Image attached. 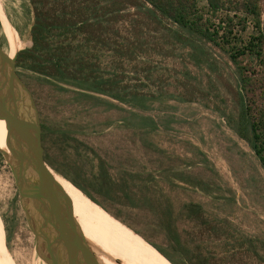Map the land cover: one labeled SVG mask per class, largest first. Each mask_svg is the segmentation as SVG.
Here are the masks:
<instances>
[{
  "label": "trees",
  "instance_id": "1",
  "mask_svg": "<svg viewBox=\"0 0 264 264\" xmlns=\"http://www.w3.org/2000/svg\"><path fill=\"white\" fill-rule=\"evenodd\" d=\"M31 2L32 46L19 51L17 67L75 95L70 110L76 118L41 120L50 167L172 264H264V237L250 235L234 218L193 199L192 193L217 186L207 168L152 140L160 125L143 111L162 97V89L142 85L143 72L152 79L159 51H184L198 68L213 70L217 62L208 47L218 48L233 66L230 92L237 115L230 114L229 122L264 168L263 0ZM185 75L178 84L181 100H194L196 90L209 96L191 85V70ZM100 108L123 115L94 124L99 136L110 135L105 130L120 122L125 144L80 136L78 115Z\"/></svg>",
  "mask_w": 264,
  "mask_h": 264
},
{
  "label": "rangeland",
  "instance_id": "2",
  "mask_svg": "<svg viewBox=\"0 0 264 264\" xmlns=\"http://www.w3.org/2000/svg\"><path fill=\"white\" fill-rule=\"evenodd\" d=\"M0 8L6 21L9 19L8 26L11 22L19 35L20 50L32 46L31 25L35 14L31 0H0ZM0 44L8 51L10 44L2 22ZM208 48L211 57L217 62V68L213 70L207 65L198 68L184 51L176 50L175 55H171L162 50L165 54L159 51L154 57L152 79H148L143 72V88L149 85L152 89L158 86L162 89V97L148 103L149 108L143 111L155 117L160 125L159 130L150 137L169 153L188 157L206 167L207 177L217 182L215 190L192 193L193 199L203 202L212 213L234 218L250 235L264 237V168L249 142L242 139L229 122L230 114L237 115V107L230 92V85L235 84L233 66L218 48ZM104 58L110 60L109 55H104ZM187 69L193 74L191 85H197L209 96L196 90L197 98L192 101L181 100L178 84L179 79H185ZM18 71L34 95L41 120L70 121L76 118L70 110L71 101L75 99L73 93L56 89L37 74ZM122 71L130 74L128 68ZM195 78H199L200 84ZM125 79L128 81V76ZM121 115L123 113L119 110L105 111L104 108L97 112L82 110L77 117L81 119L80 136L84 139L91 135L99 137L100 140H97L105 144L112 141L125 144L126 132L120 128V122L115 128L105 130L110 135L99 136L100 132L93 126L98 122L119 120ZM10 163L11 157L2 154L0 217L4 223L7 253L14 264H49L40 254L38 240L22 206ZM7 228L10 229L9 238ZM0 258L4 259L2 256ZM163 263L166 264L165 261Z\"/></svg>",
  "mask_w": 264,
  "mask_h": 264
},
{
  "label": "water",
  "instance_id": "3",
  "mask_svg": "<svg viewBox=\"0 0 264 264\" xmlns=\"http://www.w3.org/2000/svg\"><path fill=\"white\" fill-rule=\"evenodd\" d=\"M18 54L10 57L0 44V118L7 123L10 139V151L0 152L11 157L20 200L42 257L49 264H100L45 159L40 112L18 73Z\"/></svg>",
  "mask_w": 264,
  "mask_h": 264
},
{
  "label": "bare ground",
  "instance_id": "4",
  "mask_svg": "<svg viewBox=\"0 0 264 264\" xmlns=\"http://www.w3.org/2000/svg\"><path fill=\"white\" fill-rule=\"evenodd\" d=\"M0 19L10 44L7 52L14 58L21 49L19 35L11 22L8 26L9 19L6 21V17H3L1 8ZM9 144L7 123L0 118V148L9 152ZM54 175L67 197L69 210L76 218L82 234L92 245L100 264H118L117 260L120 264H164L163 261L172 264L156 248L111 216L74 184L60 175ZM4 241L5 229L0 217V254L4 257L0 258V264H14Z\"/></svg>",
  "mask_w": 264,
  "mask_h": 264
},
{
  "label": "flooded vegetation",
  "instance_id": "5",
  "mask_svg": "<svg viewBox=\"0 0 264 264\" xmlns=\"http://www.w3.org/2000/svg\"><path fill=\"white\" fill-rule=\"evenodd\" d=\"M19 197H20V193H19Z\"/></svg>",
  "mask_w": 264,
  "mask_h": 264
}]
</instances>
